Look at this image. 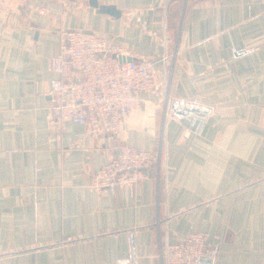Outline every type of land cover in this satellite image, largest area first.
<instances>
[{"label":"crops","instance_id":"1","mask_svg":"<svg viewBox=\"0 0 264 264\" xmlns=\"http://www.w3.org/2000/svg\"><path fill=\"white\" fill-rule=\"evenodd\" d=\"M0 0V264H161L207 232L214 264H264V0ZM59 29L156 61L114 135L49 118ZM115 143L161 146L137 187L97 191Z\"/></svg>","mask_w":264,"mask_h":264},{"label":"built area","instance_id":"2","mask_svg":"<svg viewBox=\"0 0 264 264\" xmlns=\"http://www.w3.org/2000/svg\"><path fill=\"white\" fill-rule=\"evenodd\" d=\"M59 0H25L39 15L46 4ZM58 50L49 61L57 77L50 80L48 111L57 128L62 121L90 123L95 129L116 134L144 93L162 94L156 61L125 59L126 46L111 35L75 29H59ZM163 95V94H162ZM117 153L96 170L90 187L113 191L116 187H137L147 169L160 162L161 146L139 150L117 143ZM216 249L207 232H194L160 250L161 264H214Z\"/></svg>","mask_w":264,"mask_h":264},{"label":"water","instance_id":"3","mask_svg":"<svg viewBox=\"0 0 264 264\" xmlns=\"http://www.w3.org/2000/svg\"><path fill=\"white\" fill-rule=\"evenodd\" d=\"M89 4L95 8L98 9L99 12L101 13H108L114 17H118L120 12L118 10H116V8L114 6H105V5H99L97 3V0H89ZM127 61L132 60L130 57L126 58ZM115 145H117L115 143ZM115 153H117V150L115 149Z\"/></svg>","mask_w":264,"mask_h":264}]
</instances>
